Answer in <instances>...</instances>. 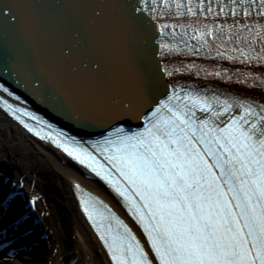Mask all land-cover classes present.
Returning <instances> with one entry per match:
<instances>
[{
	"label": "snow or ice",
	"instance_id": "6c2138e0",
	"mask_svg": "<svg viewBox=\"0 0 264 264\" xmlns=\"http://www.w3.org/2000/svg\"><path fill=\"white\" fill-rule=\"evenodd\" d=\"M169 2L161 0L165 8ZM146 3L156 0H140L134 11L155 13ZM171 4L177 17L236 18L235 30L227 24L193 28L191 38L199 45L196 53L215 49L218 58L264 65V23L255 25L253 33L247 22L253 13L264 18V0H171ZM169 28L171 33L165 31ZM175 28L165 23L158 30L161 36L175 37ZM245 28L247 35H237ZM232 37L237 47H228L227 52L236 56L222 50ZM159 48L161 54L175 51L164 41ZM198 112L204 117H198ZM225 116L229 119L221 120ZM146 120L143 131L93 145L126 187L114 181L86 149L65 140L61 133L46 134L68 156L105 180L134 210L150 254L121 225L123 233L110 242L100 236L112 264H153L150 255L155 264H264V106L257 111L243 101L208 99L173 89ZM84 212L91 221L88 207Z\"/></svg>",
	"mask_w": 264,
	"mask_h": 264
},
{
	"label": "water",
	"instance_id": "95a60500",
	"mask_svg": "<svg viewBox=\"0 0 264 264\" xmlns=\"http://www.w3.org/2000/svg\"><path fill=\"white\" fill-rule=\"evenodd\" d=\"M158 1L0 0V83L80 141L136 130L175 86Z\"/></svg>",
	"mask_w": 264,
	"mask_h": 264
},
{
	"label": "bare ground",
	"instance_id": "6f19581e",
	"mask_svg": "<svg viewBox=\"0 0 264 264\" xmlns=\"http://www.w3.org/2000/svg\"><path fill=\"white\" fill-rule=\"evenodd\" d=\"M168 85L170 87L171 84ZM262 99L264 100V97ZM141 107L140 105L137 113L135 112L137 117ZM137 120L143 121V118L138 117ZM0 168L10 177L9 184L16 183L22 187L25 200L33 203L35 211L32 215L42 223L34 228L31 219L28 222L22 217L24 220L17 226L18 232L10 227L6 229L3 225L13 217V212H24L20 198L11 205H4V200L1 210L6 208L0 217V237L12 233L11 239L24 236L19 237L16 247L25 249L15 259L0 261H5L6 264H110L79 212L74 185H82L118 209L113 200L99 184L75 170L62 156L31 140L22 130L10 123L1 111ZM4 191H8L4 198L13 194L9 192L8 187ZM45 234L47 241H41L38 235L42 237ZM71 237L77 239V242L68 244ZM36 245L38 247H35Z\"/></svg>",
	"mask_w": 264,
	"mask_h": 264
},
{
	"label": "rangeland",
	"instance_id": "374dc122",
	"mask_svg": "<svg viewBox=\"0 0 264 264\" xmlns=\"http://www.w3.org/2000/svg\"><path fill=\"white\" fill-rule=\"evenodd\" d=\"M75 240H76V241H75ZM75 242H77V239L71 237V238L69 239L68 244H73V243H75Z\"/></svg>",
	"mask_w": 264,
	"mask_h": 264
}]
</instances>
